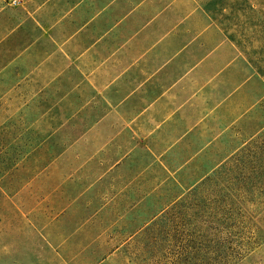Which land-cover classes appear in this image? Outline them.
Segmentation results:
<instances>
[{
    "label": "rangeland",
    "instance_id": "obj_1",
    "mask_svg": "<svg viewBox=\"0 0 264 264\" xmlns=\"http://www.w3.org/2000/svg\"><path fill=\"white\" fill-rule=\"evenodd\" d=\"M161 1L175 61L207 86L219 134L161 159L127 149L67 92L72 78L13 63L20 40L1 39L0 264H264L263 237L221 252L203 224L206 191L264 140V0Z\"/></svg>",
    "mask_w": 264,
    "mask_h": 264
},
{
    "label": "crops",
    "instance_id": "obj_2",
    "mask_svg": "<svg viewBox=\"0 0 264 264\" xmlns=\"http://www.w3.org/2000/svg\"><path fill=\"white\" fill-rule=\"evenodd\" d=\"M173 20L161 0H19L13 8L0 0V40L21 44L13 63L72 78L67 92L86 95L87 117L102 118L96 125L119 135L112 142L159 159L182 146L204 149L219 134L207 86L175 61Z\"/></svg>",
    "mask_w": 264,
    "mask_h": 264
},
{
    "label": "trees",
    "instance_id": "obj_3",
    "mask_svg": "<svg viewBox=\"0 0 264 264\" xmlns=\"http://www.w3.org/2000/svg\"><path fill=\"white\" fill-rule=\"evenodd\" d=\"M253 146L246 154L249 160L240 159L231 178L217 181V192L216 189L206 191L214 197L206 206L215 207L207 212L205 222L208 224L203 223L204 245L217 246L221 252H227L226 240L233 236H242V242L238 243L241 247L257 246L260 237L264 238V140ZM210 181L208 178L204 183ZM207 233L212 237H206Z\"/></svg>",
    "mask_w": 264,
    "mask_h": 264
},
{
    "label": "built area",
    "instance_id": "obj_4",
    "mask_svg": "<svg viewBox=\"0 0 264 264\" xmlns=\"http://www.w3.org/2000/svg\"><path fill=\"white\" fill-rule=\"evenodd\" d=\"M2 3L7 7H16L19 4V0H2Z\"/></svg>",
    "mask_w": 264,
    "mask_h": 264
}]
</instances>
